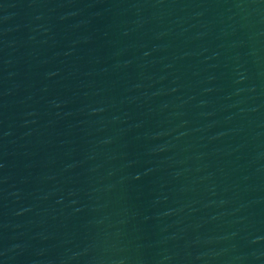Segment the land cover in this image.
Segmentation results:
<instances>
[{
  "label": "water",
  "instance_id": "95a60500",
  "mask_svg": "<svg viewBox=\"0 0 264 264\" xmlns=\"http://www.w3.org/2000/svg\"><path fill=\"white\" fill-rule=\"evenodd\" d=\"M0 264H264V0H0Z\"/></svg>",
  "mask_w": 264,
  "mask_h": 264
}]
</instances>
